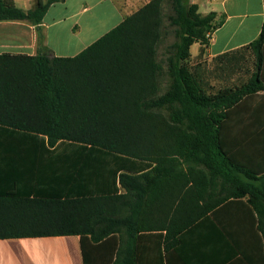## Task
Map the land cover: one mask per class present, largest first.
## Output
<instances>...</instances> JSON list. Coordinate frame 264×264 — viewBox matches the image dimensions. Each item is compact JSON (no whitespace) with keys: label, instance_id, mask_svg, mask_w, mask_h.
Listing matches in <instances>:
<instances>
[{"label":"trees","instance_id":"16d2710c","mask_svg":"<svg viewBox=\"0 0 264 264\" xmlns=\"http://www.w3.org/2000/svg\"><path fill=\"white\" fill-rule=\"evenodd\" d=\"M61 1L24 11L0 0V22L39 27ZM215 19L190 0H152L75 57L0 54V239L79 235L85 264H120L123 245V264H142L149 237L168 249L173 236L237 202L253 218L264 260V25L246 47L253 76L208 94L190 49L199 43L204 55ZM167 25L176 41L161 63ZM62 150L72 154L58 164ZM59 166L68 196L25 191ZM153 210L167 218L149 219Z\"/></svg>","mask_w":264,"mask_h":264},{"label":"crops","instance_id":"0c3cea01","mask_svg":"<svg viewBox=\"0 0 264 264\" xmlns=\"http://www.w3.org/2000/svg\"><path fill=\"white\" fill-rule=\"evenodd\" d=\"M151 1L56 2L49 7L39 27L27 21L0 22V54L35 56L46 50L52 57H75ZM14 2L24 11L34 10L38 4V0ZM190 3L197 5L202 15L216 14L217 28L204 55L199 57V43L190 49L191 63L197 67L202 61L220 60L222 56L247 49L259 37L264 25V0H190ZM197 70L196 77L199 78ZM71 154L70 150H62L57 154L56 162H69ZM11 167L5 170L8 175L13 173ZM55 169L58 170L54 172L49 168L43 177H34L33 194L29 192L31 186L25 191L34 197L55 189L56 193L68 196L72 189L65 181L68 175L61 167ZM56 176L61 178L55 184ZM145 215L149 219L167 218L166 213L157 210ZM177 217L183 219L185 214H177ZM161 232L165 239L167 231ZM126 239L124 235V241ZM135 247L132 248L134 251ZM120 248L123 251L120 264H123L127 245ZM140 251L142 264H264L253 218L237 202L221 205L191 228L173 236L168 249H165L163 238L149 237L146 242L143 241ZM0 264H85L81 237L62 235L0 239Z\"/></svg>","mask_w":264,"mask_h":264},{"label":"rangeland","instance_id":"374dc122","mask_svg":"<svg viewBox=\"0 0 264 264\" xmlns=\"http://www.w3.org/2000/svg\"><path fill=\"white\" fill-rule=\"evenodd\" d=\"M165 28V35L159 45V58L160 62L164 63L168 56V46L173 44L175 40V28ZM212 33L207 34V38L210 40ZM167 54V55H166ZM191 69L196 74V68L199 78H197L199 85L208 94L217 93L224 88L239 87L246 83L255 72V57L253 53L244 49L233 54H229L220 60L214 59L212 61H202L197 67L194 63H191ZM162 76L160 81L163 82V93L168 90V77L166 65H162Z\"/></svg>","mask_w":264,"mask_h":264}]
</instances>
